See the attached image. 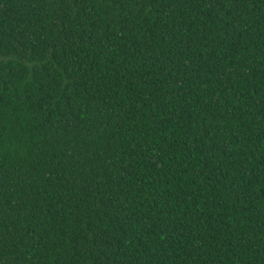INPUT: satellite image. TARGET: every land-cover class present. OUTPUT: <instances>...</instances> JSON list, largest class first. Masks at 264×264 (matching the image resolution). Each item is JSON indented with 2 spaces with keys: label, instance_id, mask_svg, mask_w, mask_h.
Returning a JSON list of instances; mask_svg holds the SVG:
<instances>
[{
  "label": "trees",
  "instance_id": "16d2710c",
  "mask_svg": "<svg viewBox=\"0 0 264 264\" xmlns=\"http://www.w3.org/2000/svg\"><path fill=\"white\" fill-rule=\"evenodd\" d=\"M0 264H264V0H0Z\"/></svg>",
  "mask_w": 264,
  "mask_h": 264
}]
</instances>
